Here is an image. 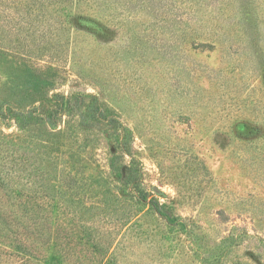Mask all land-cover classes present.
Segmentation results:
<instances>
[{"label": "rangeland", "instance_id": "rangeland-1", "mask_svg": "<svg viewBox=\"0 0 264 264\" xmlns=\"http://www.w3.org/2000/svg\"><path fill=\"white\" fill-rule=\"evenodd\" d=\"M7 9L0 0V195L32 201L39 219L29 232L42 235L0 234V264L263 263L242 240L247 223L264 238V141L242 120L253 117L173 97L164 64H143L124 36L64 25L59 52L42 54ZM192 55L222 68L217 48ZM72 94L84 106L98 97V127L79 112L50 122L57 96Z\"/></svg>", "mask_w": 264, "mask_h": 264}, {"label": "trees", "instance_id": "trees-1", "mask_svg": "<svg viewBox=\"0 0 264 264\" xmlns=\"http://www.w3.org/2000/svg\"><path fill=\"white\" fill-rule=\"evenodd\" d=\"M4 1L10 11L7 20L12 23V29L20 26L17 31H25L38 52H52L53 44L59 52L57 47L62 42L64 25H73L75 32L87 29L98 38L111 40L115 35L124 36L129 48L141 56L143 64L149 62L160 68L164 64L172 79L168 85L173 97L187 100L200 110L211 107L215 110L216 107L218 112L226 113V119L250 115L252 122L246 121V117L242 119L251 127L249 135L264 141V0ZM216 1L219 3L208 8ZM216 48L223 64L218 72L201 66L193 58V52L198 49ZM29 53H32L30 48L21 54L32 57ZM258 77L261 81L256 86L252 82ZM85 98L76 94L57 96L50 111V122L61 116L70 118L73 112H79L87 127H98L104 120L101 114L98 115L100 101L96 96H89L92 102L90 106H84ZM91 113H95L94 119L89 115ZM31 204L33 202L28 201L23 205L21 200L14 203L8 194L0 195V234L3 239L20 242L23 238L29 241L33 236L37 239L38 234L42 235L39 231L29 232L28 223L39 219ZM216 216L218 224L226 223L228 216L224 211L217 212ZM166 220L170 226H184L169 216ZM18 225L24 232L16 231ZM246 229V238L242 237V240L248 248H261L259 259L264 264V238L251 235L248 231L252 227L248 223ZM187 233L191 235L189 237L194 236V231Z\"/></svg>", "mask_w": 264, "mask_h": 264}]
</instances>
